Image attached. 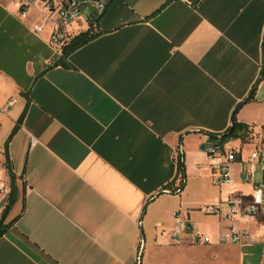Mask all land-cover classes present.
Listing matches in <instances>:
<instances>
[{
    "label": "crops",
    "instance_id": "obj_1",
    "mask_svg": "<svg viewBox=\"0 0 264 264\" xmlns=\"http://www.w3.org/2000/svg\"><path fill=\"white\" fill-rule=\"evenodd\" d=\"M91 14L68 34L93 24L96 37L64 58L36 8L22 18L0 0V264H264L263 244H220L230 223L200 210L247 206L264 183L235 163L214 186L202 151L233 121L264 130V0H108ZM250 141L229 146L248 160ZM179 210L192 227L177 235ZM235 222L259 235L264 214ZM197 233L223 248H190Z\"/></svg>",
    "mask_w": 264,
    "mask_h": 264
},
{
    "label": "built area",
    "instance_id": "obj_2",
    "mask_svg": "<svg viewBox=\"0 0 264 264\" xmlns=\"http://www.w3.org/2000/svg\"><path fill=\"white\" fill-rule=\"evenodd\" d=\"M15 2L19 6L20 16L26 18L28 12L37 9L38 13L44 20L45 24L51 26L49 43L57 52L62 50L69 42L70 35L68 28L77 24L87 12H92L91 18L101 17L107 8L108 0H8ZM43 26L36 28L42 31ZM10 105L8 103L7 107ZM6 109V108H5ZM5 109L1 110L4 112ZM248 137L251 139L247 142L251 146V152L248 160H243L244 154L242 149L232 148L230 143L218 145L209 139L203 146L202 151L206 154L211 169L212 181L214 186L223 187L231 183V168L235 163L245 164L246 179L252 182L257 175V167L264 171V130L256 131L249 127ZM244 143L243 140L239 139ZM200 210L209 216L230 223L224 232L219 235L220 244L234 245H264V226H262L259 235H252L247 230L241 229L236 225L237 215L243 219H256L264 214V183L262 179L254 185V196L251 204L241 206L234 198L220 201L217 204L205 205ZM176 234L180 235L182 230H189L192 225L185 220L182 211L175 214ZM193 244L207 245L211 244V239L206 234L197 233L192 238Z\"/></svg>",
    "mask_w": 264,
    "mask_h": 264
},
{
    "label": "trees",
    "instance_id": "obj_3",
    "mask_svg": "<svg viewBox=\"0 0 264 264\" xmlns=\"http://www.w3.org/2000/svg\"><path fill=\"white\" fill-rule=\"evenodd\" d=\"M95 37H96V33L94 32V27L92 24V26L87 31L78 34L77 36H75L74 38H72L70 40V42L63 48L62 56L64 58H67L69 55H71L73 52H75L76 50H78L82 46L89 43ZM253 97H254V95L252 96L251 99H253ZM249 101H251V100H249ZM24 116H25V112L22 115L21 119L19 120L18 125L21 124V122L24 119ZM229 130L223 135H219V136L210 135V139L213 140L216 144L222 146L226 143H230L231 141H235V140H239V139L246 141L248 138V134H249V126L248 125L241 124V123H238L235 121L234 131L232 133H229ZM7 168L11 174V166L9 164H8ZM179 172L181 175L180 185L178 188H175L174 190H172V193H178L179 194L184 190V187H185L186 174H185V165H184V161H183L182 156L180 157V160H179ZM13 204H14V192L12 191L9 203H8V205L4 211V216L7 215V213L12 208ZM5 231H6V228L3 225V223H1V225H0V238L3 236Z\"/></svg>",
    "mask_w": 264,
    "mask_h": 264
},
{
    "label": "rangeland",
    "instance_id": "obj_4",
    "mask_svg": "<svg viewBox=\"0 0 264 264\" xmlns=\"http://www.w3.org/2000/svg\"><path fill=\"white\" fill-rule=\"evenodd\" d=\"M264 90V81H263V89L262 91ZM248 141L250 140L249 138H247ZM234 141H231V143H233ZM190 248H193V249H196V250H207V249H211V250H218V249H221L223 247H219V246H210V245H206V246H191ZM255 252H257L259 254V251H261V248L259 247H256L255 249ZM247 249L246 248H243L242 252H246ZM207 255V254H206ZM212 257L210 256H203V255H198V254H192L191 255V264H214L212 261Z\"/></svg>",
    "mask_w": 264,
    "mask_h": 264
},
{
    "label": "water",
    "instance_id": "obj_5",
    "mask_svg": "<svg viewBox=\"0 0 264 264\" xmlns=\"http://www.w3.org/2000/svg\"><path fill=\"white\" fill-rule=\"evenodd\" d=\"M199 1H200V0H192V3H193V4H198ZM263 54H264V52H263ZM263 78H264V69H263V71H262V76H261V78H260V82L263 80ZM252 95H253V94H251V95L249 96V98L246 100V102H248L249 100H251ZM234 129H235V122L233 121V123H232V127H231L230 130H229V133H232V132L234 131Z\"/></svg>",
    "mask_w": 264,
    "mask_h": 264
}]
</instances>
